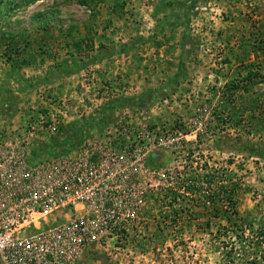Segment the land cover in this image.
<instances>
[{
  "label": "rangeland",
  "instance_id": "obj_1",
  "mask_svg": "<svg viewBox=\"0 0 264 264\" xmlns=\"http://www.w3.org/2000/svg\"><path fill=\"white\" fill-rule=\"evenodd\" d=\"M143 125L191 141L77 264H264V0H0V153Z\"/></svg>",
  "mask_w": 264,
  "mask_h": 264
},
{
  "label": "built area",
  "instance_id": "obj_2",
  "mask_svg": "<svg viewBox=\"0 0 264 264\" xmlns=\"http://www.w3.org/2000/svg\"><path fill=\"white\" fill-rule=\"evenodd\" d=\"M187 137L114 127L56 157L30 151L33 139L9 144L0 153V264H77L86 249L111 244L145 206L150 160Z\"/></svg>",
  "mask_w": 264,
  "mask_h": 264
},
{
  "label": "trees",
  "instance_id": "obj_3",
  "mask_svg": "<svg viewBox=\"0 0 264 264\" xmlns=\"http://www.w3.org/2000/svg\"><path fill=\"white\" fill-rule=\"evenodd\" d=\"M184 12H185V11H184ZM179 21H180V22H179ZM179 21H178V23L175 24V27H181V26L184 27V25H185V21H186V20H185V16H182V19L179 20ZM184 29H185V28H184ZM184 36H185V33H184ZM142 41H143V40H141L140 42H142ZM36 151L39 152L40 150L37 148ZM229 193H230V196H231L232 192L230 191ZM232 195H233V194H232ZM230 198H231V197H230Z\"/></svg>",
  "mask_w": 264,
  "mask_h": 264
}]
</instances>
